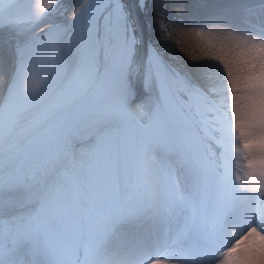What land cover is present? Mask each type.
I'll return each mask as SVG.
<instances>
[{"label": "snow or ice", "instance_id": "1", "mask_svg": "<svg viewBox=\"0 0 264 264\" xmlns=\"http://www.w3.org/2000/svg\"><path fill=\"white\" fill-rule=\"evenodd\" d=\"M60 7L0 0V264H264V0L182 69L126 0Z\"/></svg>", "mask_w": 264, "mask_h": 264}, {"label": "bare ground", "instance_id": "2", "mask_svg": "<svg viewBox=\"0 0 264 264\" xmlns=\"http://www.w3.org/2000/svg\"><path fill=\"white\" fill-rule=\"evenodd\" d=\"M212 2L213 0H143V5L138 6V0H126L136 20L138 35L144 42L146 39L151 40L177 69L191 63V56L203 58L204 51L213 43L208 38L195 37L194 33L199 29L192 26L203 17L207 5ZM79 3L80 0H61L59 11L49 21L66 25L71 12ZM172 14L184 15L192 23L189 24L188 20L185 26L176 22L170 18ZM5 58L7 59L6 55Z\"/></svg>", "mask_w": 264, "mask_h": 264}]
</instances>
